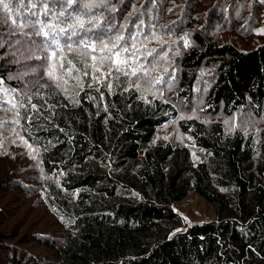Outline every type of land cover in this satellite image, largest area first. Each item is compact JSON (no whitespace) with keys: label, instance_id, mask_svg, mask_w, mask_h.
<instances>
[{"label":"trees","instance_id":"16d2710c","mask_svg":"<svg viewBox=\"0 0 264 264\" xmlns=\"http://www.w3.org/2000/svg\"><path fill=\"white\" fill-rule=\"evenodd\" d=\"M113 2L116 22L143 19L145 34L167 41L148 47L168 53L155 74L175 79L156 86L162 98L143 93L146 103L123 82L111 93L107 81L89 88V69L77 97L33 73L40 61L22 48H0L4 87L40 90L52 106L34 98L38 123L0 127V264H264L263 4ZM197 101L201 117H182L181 105ZM234 115L253 125L230 128ZM13 118L0 112V122ZM13 128L31 133L32 149L11 142ZM193 193L214 205L216 220L190 224L174 209Z\"/></svg>","mask_w":264,"mask_h":264},{"label":"snow or ice","instance_id":"6c2138e0","mask_svg":"<svg viewBox=\"0 0 264 264\" xmlns=\"http://www.w3.org/2000/svg\"><path fill=\"white\" fill-rule=\"evenodd\" d=\"M259 2L264 4V0ZM120 3L123 4L124 0H120ZM118 11L120 9L113 0H0V29H7L6 32L0 31V48L5 44L17 51L22 48L21 55L27 53L24 59L40 61L32 69L33 73L37 68L42 69L43 76L61 94L72 90L78 97L85 86L83 78L90 75V69L89 88L94 83L103 84L107 81L104 87L111 93L113 81H117L124 83V91L135 89L141 93V98L146 103L150 101L143 93L155 96L159 92L162 98L163 91L156 86L167 84L170 88V81L175 76L173 74L169 81H165L163 75L155 74L160 61L167 59L168 53L161 55L156 48H149L148 44L156 41L163 47L167 41L154 31L145 34L143 19L134 24L129 20L116 22L115 13ZM135 11L133 8V12ZM257 34L264 35V29ZM181 39L187 47V37ZM162 71L167 73L168 69L164 68ZM96 73L100 75L97 76ZM4 83L0 78V112L14 118L0 122V127L17 125L23 128L22 118L28 126L38 123L34 117H42L43 113L41 107L33 103L34 98L42 100L43 106L51 111L52 106L48 104L42 91L37 90L30 95L28 92H17L14 88L4 87ZM45 87L47 85H41V89ZM96 91L100 89L96 88ZM103 97L101 92L100 99L103 100ZM66 98L79 103L74 97ZM21 110H24L26 118L22 117ZM225 123L234 128L232 122ZM13 133L12 143H16L18 137L21 145L32 149V143H29L31 133L28 138L20 135L15 128ZM35 142L37 140H33ZM39 151L38 148L34 149L29 155L36 159Z\"/></svg>","mask_w":264,"mask_h":264},{"label":"rangeland","instance_id":"374dc122","mask_svg":"<svg viewBox=\"0 0 264 264\" xmlns=\"http://www.w3.org/2000/svg\"><path fill=\"white\" fill-rule=\"evenodd\" d=\"M261 29H264V12L262 15V21L257 31L259 32V30ZM161 62L162 61H160V64ZM189 106H190V109L189 111H187L186 109H184L183 105H181L182 110H184V112L181 115L182 117H187V116L201 117L200 112H199L201 108L200 101H197L195 103H189L187 107ZM224 118L225 117H220L219 119H224ZM227 119H229L230 122L234 124V126L236 125L235 120H240L239 124H241L242 127L244 128H249L250 126L253 125V123L245 122L244 120H247L246 118H240L237 115H234L232 117H227ZM174 128L176 129L175 123L167 126L161 132V137H163L168 132L172 131ZM197 162H198V155H195L194 163L196 164ZM174 209L185 218L187 223H190V224L206 222V221H213L217 219V214H216L214 205L207 202L204 198H202L196 193H193L190 196L183 199L182 201L174 204Z\"/></svg>","mask_w":264,"mask_h":264},{"label":"bare ground","instance_id":"6f19581e","mask_svg":"<svg viewBox=\"0 0 264 264\" xmlns=\"http://www.w3.org/2000/svg\"><path fill=\"white\" fill-rule=\"evenodd\" d=\"M222 99V98H221ZM222 102V101H221ZM224 103V102H223ZM220 104V103H219ZM222 110H223V108H222ZM207 122V121H206ZM209 122V121H208ZM202 161V160H201ZM185 228V227H184Z\"/></svg>","mask_w":264,"mask_h":264}]
</instances>
